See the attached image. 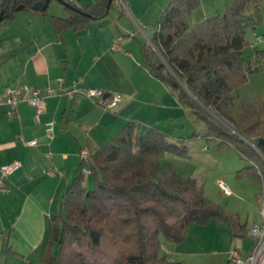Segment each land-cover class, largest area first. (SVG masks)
Listing matches in <instances>:
<instances>
[{"label": "trees", "instance_id": "1", "mask_svg": "<svg viewBox=\"0 0 264 264\" xmlns=\"http://www.w3.org/2000/svg\"><path fill=\"white\" fill-rule=\"evenodd\" d=\"M52 1L60 3L66 18L49 17L59 38L67 30L79 32L91 22L108 23L112 1L77 8L66 0H2L0 15L11 20L19 12L47 15ZM260 0H233L222 14L189 27L187 15L199 0H170L161 14L152 41L165 64L142 48L149 73L168 85L179 104L206 125L213 139L227 142L252 165L246 169L262 182L264 197V127L261 112L255 121L233 114L238 87L246 81L248 62L242 60L246 32L255 28L258 11L246 13ZM48 2L45 10L34 9ZM172 72H171V71ZM198 101L233 118L236 133L220 124ZM240 100L239 108H242ZM263 141V143H260ZM168 135L128 122L111 141L91 155V187L78 170L63 194L58 212L50 219L39 264H180L160 255L161 238L180 244L189 224L210 220L225 223L232 237L241 233L233 215L203 195L202 183L181 178L172 167L161 168L165 155L187 156V150ZM261 154V157H260Z\"/></svg>", "mask_w": 264, "mask_h": 264}, {"label": "crops", "instance_id": "2", "mask_svg": "<svg viewBox=\"0 0 264 264\" xmlns=\"http://www.w3.org/2000/svg\"><path fill=\"white\" fill-rule=\"evenodd\" d=\"M66 1L84 8L98 0ZM199 1L201 6L207 0ZM169 3L115 0L108 23L94 21L82 31H65L61 38L49 21V17H67L57 1L49 4L46 16L19 12L0 23V95L16 82L35 90H53L38 115L24 102L0 105V167L19 164L4 180L9 192L0 195V264H39L49 221L78 170L90 181L91 155L128 122L139 125L140 131L145 124V130L154 128L182 140L175 134L187 116H194L178 103L168 85L149 73L142 59L145 45L138 37L140 31L153 30L154 34ZM258 7V2L249 5L246 13ZM215 12L213 8L203 14ZM117 38L118 49L112 50ZM73 87L118 93L122 99L113 112H104L83 96L66 98L63 92ZM48 123L53 124L50 141L46 138ZM31 140L36 146L25 144ZM82 150L88 151L89 160L81 159ZM48 153L50 158H46ZM51 170L57 173L46 176ZM227 259L221 261L227 264Z\"/></svg>", "mask_w": 264, "mask_h": 264}, {"label": "rangeland", "instance_id": "3", "mask_svg": "<svg viewBox=\"0 0 264 264\" xmlns=\"http://www.w3.org/2000/svg\"><path fill=\"white\" fill-rule=\"evenodd\" d=\"M233 0H207L187 15L190 27L203 17H211L224 12L225 5ZM258 1V22L253 29L246 32L247 45L242 50V60L247 63L248 74L246 81L236 91L233 114L242 112V121H255L261 112V123L264 127V42L257 43L255 36L264 38V2ZM252 5V4H250ZM216 14H203L212 9ZM220 8V9H219ZM140 41L155 55V60L166 65L157 46L152 41L153 30L144 31L139 36ZM171 71V70H170ZM172 72V71H171ZM240 100H243L240 109ZM220 124L236 133L237 122L208 105L198 101ZM187 119L179 127L175 135L182 142H175L187 150V156L175 157L167 154L161 160V168L172 167L181 178H194L202 183L203 195L214 205L236 217L241 228L249 229L252 223L262 221L260 214L262 182L254 176V171L246 169L252 165L251 161L239 154L227 142L213 139L206 133V125L195 117ZM145 125V124H144ZM144 125L142 131L145 130ZM184 126V128H182ZM171 136L170 134H168ZM261 157V154H260ZM264 160V157H261ZM222 180L232 191L230 197H224L218 188V181ZM85 184L91 187V179L85 177ZM264 206V204H263ZM252 246V240L246 231L232 237L228 226L217 220H210L204 225L189 224L186 238L180 244H174L161 238L160 255H167L180 264H225L221 260L228 257L232 250H238L246 256ZM167 252V254H166Z\"/></svg>", "mask_w": 264, "mask_h": 264}, {"label": "built area", "instance_id": "4", "mask_svg": "<svg viewBox=\"0 0 264 264\" xmlns=\"http://www.w3.org/2000/svg\"><path fill=\"white\" fill-rule=\"evenodd\" d=\"M121 2V0H119ZM140 34L143 32L140 31ZM118 38L113 42L111 49L117 50ZM255 41L257 43L264 42L262 36H255ZM53 90L46 88L42 91L31 89L20 82H16L13 86L8 87L2 95H0V105L6 104L10 106H15L19 102H24L31 106L36 114H41L44 111V100L46 97L51 96ZM63 95L68 99H74L78 96H83L88 99L94 107L104 112H113L118 104L121 102V95L118 93L106 94L103 90L95 88H77L73 87L70 90L63 92ZM46 138L47 140L53 139V124H46ZM27 146H36V141H26ZM51 155L46 154V158H50ZM81 159L84 161L89 160L90 156L87 150H82ZM19 168L18 163H11L3 165L0 167V195L7 194L9 189L5 185V178L13 174ZM84 173L88 172L86 169L83 170ZM57 172L54 170L46 171V176H54ZM218 188L224 197H230L232 191L229 187L222 181L219 180ZM261 209L260 214L262 216V221L260 223L253 224L248 230L247 234L252 240V247L250 252L246 256H242L238 250H232L228 254L227 264H264V197L261 195Z\"/></svg>", "mask_w": 264, "mask_h": 264}, {"label": "water", "instance_id": "5", "mask_svg": "<svg viewBox=\"0 0 264 264\" xmlns=\"http://www.w3.org/2000/svg\"><path fill=\"white\" fill-rule=\"evenodd\" d=\"M112 1H113V0H108L107 9H109V7H110ZM47 6H48V2H46V4H45L43 7H42L41 4L36 5V6H34V9H35V10H38V9L41 8L42 10H45V9L47 8ZM2 21H3V18H2V16L0 15V23H1ZM260 143H263V141H261Z\"/></svg>", "mask_w": 264, "mask_h": 264}]
</instances>
